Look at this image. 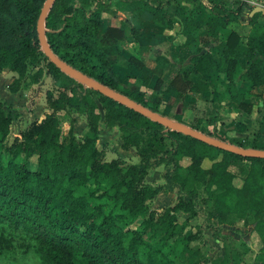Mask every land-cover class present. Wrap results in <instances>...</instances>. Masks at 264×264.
Masks as SVG:
<instances>
[{"label":"trees","instance_id":"1","mask_svg":"<svg viewBox=\"0 0 264 264\" xmlns=\"http://www.w3.org/2000/svg\"><path fill=\"white\" fill-rule=\"evenodd\" d=\"M168 1L54 0L45 20V36L54 54L73 68L171 119L177 105L187 106V93L208 99L210 81L191 80L190 75L209 74L216 96L204 119L207 129L201 131L238 146L264 150V13L249 18L251 28L243 39L227 27L228 20L237 18L240 1L230 9L225 0H214L211 20L201 37L194 38V23L180 16L183 44L192 47L188 63L175 66L167 78H157L149 87L152 71L140 60L134 42L128 62L140 76L125 77L122 83L114 73L112 65L118 59V41L126 25L122 21L110 25L99 36L102 10L112 2L118 8L131 3L137 12L149 11L155 24L169 28L172 21L163 5ZM43 2L0 0V75L12 71L21 77L28 62L43 63L45 73L58 79L64 89L54 100L57 109L81 105L87 131L76 139L70 127L63 140L59 121L51 112L21 131L11 149L12 116L0 102V222L27 232L45 264H201V252L191 244L200 227L185 232L176 260L164 250L177 234L175 213L194 208L197 193L192 186L188 188L191 180L210 195L208 217L217 223H226L231 216L244 220L253 212L252 230L261 242L255 258L264 264V158L243 157L165 128L60 71L44 55L37 38L36 21ZM132 34L137 31L132 29ZM211 42L217 43L218 61L211 53ZM202 47L208 50L201 52ZM241 56L246 57V64L237 71ZM15 80L7 87L10 92L19 90L12 87ZM165 96L172 102L167 103ZM249 96L257 98L256 105L246 102ZM50 97L46 93V103ZM98 103L106 126L121 133V148L135 149L136 163L124 166L120 157L106 160L98 148L97 126L102 117ZM225 118L243 123L244 134L221 132ZM202 119L191 127L199 129ZM178 156L189 160L185 168L189 178L179 174ZM31 157L36 158L33 171L28 167ZM205 158L210 160L209 167L202 166ZM162 163L170 165L163 175L165 183L144 185L148 171ZM162 190H177L184 197L161 210L150 208L148 202ZM137 218L142 220L139 227H130ZM8 240L0 236L1 242Z\"/></svg>","mask_w":264,"mask_h":264},{"label":"rangeland","instance_id":"2","mask_svg":"<svg viewBox=\"0 0 264 264\" xmlns=\"http://www.w3.org/2000/svg\"><path fill=\"white\" fill-rule=\"evenodd\" d=\"M260 3L261 0H259V4ZM45 71L46 69L43 63L35 62H28L26 64L24 74L21 77H19L16 72L9 71L14 73L11 83L14 79L17 80V82L13 83L12 87L17 86L19 90H25L26 96H28L26 103L17 102V106H5L0 100L5 112L11 114L12 121L23 120L21 127L17 125L9 128V144L13 142L16 143L14 138H18L19 136H14V134H20L21 131L33 121L37 119L41 120L46 114L51 112H54L59 121V128L61 130L60 137L63 140L68 137L70 127L75 131L76 139H82L87 131V126L84 131L82 130V122L86 120V114L81 105L75 104L74 106H69L63 110L57 109L54 100L58 99L59 94L64 91V89L61 87V83L58 79H51V77L48 79ZM1 85L2 84L0 83V87ZM48 92L51 93V97L48 103H46V93ZM30 97L37 100L38 104H41L42 102V104H45V107L32 116L31 120L28 122L27 120L31 116L29 111L32 107L29 102L31 99ZM98 106L100 108V103H98ZM99 111L100 113H103L102 108H100ZM205 112L206 111H204V113ZM101 116L102 117L99 120V125L101 126L100 128L99 125L97 126L98 138L100 140L98 148L104 151V157L106 160H111L122 154L120 149L121 133L116 128L109 129L104 122L102 123L103 115L101 114ZM227 135L237 134L236 131H233L229 132ZM9 147L13 149L14 145L11 144ZM20 157L21 156L18 158ZM122 159L124 160V166L138 161L136 154L133 158L128 156V158ZM178 161L179 174L189 178V173L187 174V171L185 170L189 160L178 156ZM35 165L36 158L31 157L28 160L29 169L33 171ZM209 165L210 160L205 158L202 161V166L209 167ZM169 168L170 165L165 163H162L157 167H152V171L148 172L145 176L143 184L150 188L156 187L162 183L164 184L163 175ZM190 186H192L197 193V198L195 203H193L194 208L188 212L178 210L175 213L177 220V234L168 241V244L164 249L165 252L168 253L172 259L176 260L184 241L185 232L191 231V233H193L197 227H200L201 232L199 236H197L191 244L200 250L204 259L201 264H214V262H216V264H259L255 257L257 255L256 250L260 247L261 242L259 236L252 230L253 212H250L244 220L238 219L237 216H231L226 223H217L208 217V210L212 203V200L209 199L210 195L203 190L201 185H195L191 180L188 185L189 189ZM95 187L96 186H94V188ZM92 188L93 185H90V189ZM183 197L184 193L179 192L178 194L177 190H162L148 202V205L152 209L161 210L164 207L175 203L178 199L182 200ZM140 221H142L141 218H137L130 227H139L138 223H140ZM1 235L8 237L9 240L6 242L0 241V264H45V261L40 257L34 239L24 230L14 229L5 221H2L0 222V236Z\"/></svg>","mask_w":264,"mask_h":264},{"label":"crops","instance_id":"3","mask_svg":"<svg viewBox=\"0 0 264 264\" xmlns=\"http://www.w3.org/2000/svg\"><path fill=\"white\" fill-rule=\"evenodd\" d=\"M213 1L214 0H169L168 2H163L164 9L169 11L168 18L172 21V25L169 28L155 24L153 21V15L149 11L143 10L142 12H137L135 6L131 3H126L121 5V8H118L115 3L112 2L105 7L101 14V27L98 31L99 36H101L105 29L110 25L116 26L121 21L126 25L124 30L125 35L118 41V46L120 47L118 59L112 65V69L114 73L118 75L120 81L126 83L125 77L138 78L140 76L139 71L128 62L129 57L135 51L133 45L134 42L136 43L140 60H142L152 71L149 87L153 86L157 78H167L175 66L188 63L189 59L193 56L192 47L183 44L185 38L181 32L182 19L180 16L186 17L194 23L191 33L193 37H201L204 35V30L211 20L210 8ZM239 1L241 7L237 14V18L235 20H228L227 27L231 28L245 39L251 28L248 24L250 11L254 6L259 5V0H225L227 7L230 9H235L238 6L236 3ZM223 18L228 19V17ZM132 29L137 31L135 36L132 34ZM207 50V47H202L201 52ZM210 50L213 58L218 61L217 43L211 42ZM245 64L246 57H239L237 71H241L245 67ZM13 75L14 73L8 72L0 76V83L2 84L0 87V100L5 106H17V102L26 103L28 99V96H26L25 90L23 89H20L17 92H10L7 89L8 84L13 80ZM47 77L50 79L49 75H47ZM199 78H204L210 81L211 89L206 93L208 99H202L194 93H187L185 96V101L188 103L187 106L181 108L180 105H177L173 110L176 113L174 120L188 126H195L197 122L203 118L201 120L200 128L197 129L201 131L204 130V128L207 129L204 119L210 115V111L213 109L212 100L216 96V91L212 88L213 81L210 80L209 74L190 75L191 80H197ZM164 99L167 103L172 102L169 96H165ZM29 102L32 107L29 111L31 116L28 118V122L31 120L32 116L45 107V104H42V102L41 104H38L37 100L33 99V97ZM246 102L256 105L257 98L255 96H249L246 98ZM204 111L206 112L204 113ZM224 121V124L220 125L219 129L225 135L233 131H236L237 135L244 134L243 123L238 122L233 118H225ZM103 122L102 118V123ZM22 124L23 120H13L10 124V128L17 125L21 127ZM82 126V130L84 131L86 129L85 121L82 122ZM100 126L101 125H99V128ZM14 136H20V134H14ZM97 142V144H99V138ZM120 149L122 151V154L118 155L120 158H128V156L133 158L136 154L133 148ZM151 171L152 170L150 169L148 172Z\"/></svg>","mask_w":264,"mask_h":264},{"label":"water","instance_id":"4","mask_svg":"<svg viewBox=\"0 0 264 264\" xmlns=\"http://www.w3.org/2000/svg\"><path fill=\"white\" fill-rule=\"evenodd\" d=\"M54 0H44L42 7L40 9L37 21H36V32L37 38L40 45V49L44 53V55L48 58V60L53 63L60 71L68 75L69 77L76 80L78 83L84 85L87 88L93 89L94 91L99 92L100 94L109 97L116 101L119 104H122L141 115L149 118L151 121L157 122L160 125L168 128L170 130L178 131L184 135L193 137L199 141H202L208 145L213 147L243 156V157H256V158H264V150L261 149H254V148H247L232 144L230 142L212 137L199 131L197 129L192 128L184 123H181L177 120L171 119L165 115L160 113L154 112L149 108L145 107L144 105L135 102L134 100L130 99L126 95L98 82L92 77L87 76L80 70L73 68L65 61L60 59L54 52L51 50L50 45L47 42L45 36V20L47 14L53 4ZM262 12L264 13V0H262L261 5L254 6L249 16L251 17L254 13ZM254 225V224H253Z\"/></svg>","mask_w":264,"mask_h":264},{"label":"clouds","instance_id":"5","mask_svg":"<svg viewBox=\"0 0 264 264\" xmlns=\"http://www.w3.org/2000/svg\"><path fill=\"white\" fill-rule=\"evenodd\" d=\"M261 3H262V1H261ZM261 3L259 5H261Z\"/></svg>","mask_w":264,"mask_h":264}]
</instances>
